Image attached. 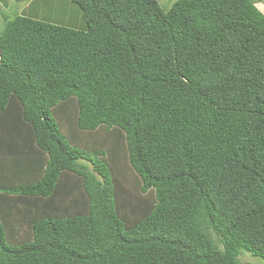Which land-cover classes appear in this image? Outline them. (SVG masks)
<instances>
[{
    "label": "trees",
    "instance_id": "1",
    "mask_svg": "<svg viewBox=\"0 0 264 264\" xmlns=\"http://www.w3.org/2000/svg\"><path fill=\"white\" fill-rule=\"evenodd\" d=\"M72 2L0 31V264L264 261V0Z\"/></svg>",
    "mask_w": 264,
    "mask_h": 264
},
{
    "label": "rangeland",
    "instance_id": "2",
    "mask_svg": "<svg viewBox=\"0 0 264 264\" xmlns=\"http://www.w3.org/2000/svg\"><path fill=\"white\" fill-rule=\"evenodd\" d=\"M161 8L167 10L174 0H157ZM260 11L264 13V4L257 5ZM81 11L78 9L72 0H0V31L4 27V20L13 18L16 14H24L27 17H33L38 20L47 21L54 24L66 25L70 27L77 28L82 24L80 17ZM73 113V112H69ZM67 115V114H66ZM67 124V125H66ZM63 126H68V128L62 127V130L67 134V140L75 141L79 146L84 147L88 151H94L98 147L106 142V137L110 136L115 139V134L110 131H106L100 128L91 133L89 132H79L73 130L72 127L69 128V124L66 122ZM112 139V140H113ZM121 151L119 153L118 159L115 160V171H118L120 178L123 175H127L129 178L130 189L133 185L138 184V178L130 173L129 165L127 162L126 150L121 139ZM114 159V155H112ZM123 174V175H121ZM122 179V178H121ZM240 259L244 264H264V261L260 258L252 257L250 254L243 252L240 255Z\"/></svg>",
    "mask_w": 264,
    "mask_h": 264
},
{
    "label": "crops",
    "instance_id": "3",
    "mask_svg": "<svg viewBox=\"0 0 264 264\" xmlns=\"http://www.w3.org/2000/svg\"><path fill=\"white\" fill-rule=\"evenodd\" d=\"M3 1V0H2Z\"/></svg>",
    "mask_w": 264,
    "mask_h": 264
}]
</instances>
